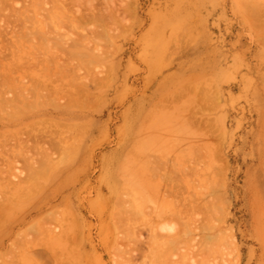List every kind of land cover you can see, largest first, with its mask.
Masks as SVG:
<instances>
[{"label":"rangeland","instance_id":"obj_1","mask_svg":"<svg viewBox=\"0 0 264 264\" xmlns=\"http://www.w3.org/2000/svg\"><path fill=\"white\" fill-rule=\"evenodd\" d=\"M89 1L98 5V11L111 2ZM127 1L130 13L118 25L100 18L79 19L76 25L72 14L64 16L66 12L62 15L59 8L61 16L56 18L63 17L64 22L54 19L56 13L51 14L54 20L46 18L49 13L43 10L45 18L52 19L51 26L46 25L49 33L48 27L45 36L40 32L31 37L28 31L31 40L42 37V47L41 40L35 44L37 49L31 40L26 46L17 44L22 53L33 56L28 52L35 49L38 59L47 61V67L52 65L47 74L53 80H45L46 68L41 65L46 67V62L38 67L34 53L33 60L31 55L30 60H24L27 55L22 60L26 65L31 60L38 64L35 73L43 70L42 75L37 73L44 76L38 78L40 89L37 78L32 84L27 76L20 83L23 87L26 82L29 90L28 86L37 87L30 90L37 96H26L21 103L14 91L19 84L14 89L12 84L1 85L3 91L13 90L0 103L1 109L8 105L0 111V167H9L6 172L0 168L1 218L8 217L0 223V264H126L131 260L153 264V254L161 264H260L264 0ZM44 3L42 7L56 8ZM4 16H0L2 29ZM38 25L32 29H40ZM8 49L5 54L14 52L13 58L21 61L24 54L15 49L18 58L15 50ZM8 55L1 58L10 61ZM67 57L75 70L69 69ZM60 58L62 68H67L61 75L70 88L65 87L66 92L76 91L70 97L62 90L64 84L57 88L56 80L61 79L53 77V70L61 71L56 64ZM151 58L158 59L152 76L147 64ZM18 64L29 71V64ZM42 86L49 88L39 95ZM23 89L19 94L26 93ZM47 90L57 95L51 97ZM14 95L15 101L7 99L14 100ZM32 130L41 137L42 131L61 138L67 135L68 143L59 140V146L70 152L61 150L58 142L59 149H53L56 146L45 142L50 134H45L41 145L52 149L43 152L39 144L41 153H37L30 145L34 138L30 146L23 141ZM21 139L30 157L23 159L26 155L20 151L24 157L14 163L4 154L11 155L17 148L19 153L22 141L20 146L15 142ZM6 158L13 162L10 166ZM193 206L198 210L193 211ZM72 233H77L76 240ZM58 235L63 242L55 239Z\"/></svg>","mask_w":264,"mask_h":264},{"label":"bare ground","instance_id":"obj_2","mask_svg":"<svg viewBox=\"0 0 264 264\" xmlns=\"http://www.w3.org/2000/svg\"><path fill=\"white\" fill-rule=\"evenodd\" d=\"M31 1H32V2H31ZM51 1H52V2H51ZM28 2H29V4H26V3H28ZM28 2H26L25 5H23V3H21V2H19V1H17V0H0V16H1V15L4 16V14H3L4 12H6L5 15L8 13L6 16H4V17H5V20H4V18H3V20H4L3 23L6 25V27H4V29H2L3 26H0V61H2V62L5 61L4 63L0 62V88L2 87L1 89H2V91H3V89H4L3 86H6L7 84H12L14 87H13L12 85H7V86H9V87L12 86V88L14 89V88L17 87V86H15V85H18V84H19V85H18V88H17V89H14V91H15V90L18 91L17 93H18L19 96H18L17 98H19L18 101L20 100L21 103H23V102L25 103V100H24L25 98H27V97L29 98V96H30V97L33 96V94L35 93L34 91H35L36 88L38 87L37 85H39V87H38L37 89H38V90L40 89V85H41V82H42L41 80H42V79L45 78V80H46V79L53 80V78H51V76L47 74V73L50 71V66H52V65L48 66V67H49V68H48V67H47V65H48V64H47V61H45V62H46V67L43 66V65H41V64H43L44 61L38 59L37 57H39V56L34 52V51H36V50H35V49H32L33 47H34V48L37 47L36 45L38 44V41L41 42V41L43 40V39L41 40L42 37H39V36H38V37H36V38H33V39H36L37 42H35L36 40L32 41L33 39L31 40L30 38L33 37V36H36V35L40 34V32H41V33L44 32V36H45L46 33H49V32H48V30H50V29H49V26H46V25H50V26H51L50 21H51L54 17H55V18H54L55 20H57V19L59 20L60 18L63 19V17L56 18L57 16H58V17L61 16L60 13H59V15H57V14H58L57 11H58L59 9H60L59 12H61L62 15L65 14V12H66V15H64V16H69L70 14H72L71 16H73L72 20H73L74 22H75L76 20H77V22H79V21H78L79 19H81V20H84V19H86V20H89V19H95V20H96V18H97V20H98V19L100 18V19H102V21H104L105 24H106V23H109V22H113V23H114V22H117L116 25H118V24H119V23L125 18L124 16L127 15V14H129V13H130V10H131V5L129 4V1H127V0H126V1H125V0H120V3L117 2V3H119V4H117L114 0H111V2L108 1L107 5H105V8H103V10H102V9H99V11L101 10L99 14H98V12H99V11H98V5L96 6L94 1L91 2V1H89V0H49V1H48V0H47V1H45V0H44V1H43V0H28ZM43 2H46V3H44V5H46L48 2H49L50 4L52 3V4L57 8V9L55 8L56 11H55V9H54V11H55V12H54V11H53V8H50V7H49L50 9L47 8V7H45V6L42 7L41 5H42ZM93 3H94V4H93ZM50 4H49V5H50ZM51 6H52V5H51ZM72 6H73V9L71 8ZM95 6H96V8H95ZM84 7H85V8H84ZM45 8H46V9H45ZM58 8H59V9H58ZM41 9H42V10H41ZM48 9H49V11H46V10H48ZM260 9H261V8H260ZM43 10H45V12H48V13H49V14L45 15L46 18H50L49 16H51V14H55V13H56V14H55L56 16L53 15L54 17L51 16L52 19H51V20H50V19L48 20V19H46L45 16L42 14V13H43ZM51 10H52L53 13H51ZM61 10H62L63 12H62ZM41 11H42V12H41ZM252 11H253V10H252ZM256 11L259 12V10H257V9H256ZM260 11L262 12V9H261ZM40 12H41V14L44 16V17H42V18H43L42 20L40 19L41 16H42V15H40ZM45 12H44V13H45ZM69 12H70V13H69ZM101 12H102V13H101ZM258 12H256V13L258 14ZM244 13H246V11H245ZM250 13H251V12H250ZM254 14H255V13H254ZM263 14H264V13H263ZM32 15H34V17H33ZM48 15H49V16H48ZM247 15H248V14H247ZM260 15H261V14H260ZM29 16H30V18H31L32 20L29 19ZM31 16L34 18V20H35L36 22L33 21V18H32ZM248 16H249V15H248ZM254 16H256V15H254ZM257 16H259V15H257ZM257 16H256V17H257ZM260 17H261V16H260ZM88 18H89V19H88ZM0 19H1V21H2V18H1V17H0ZM44 19L47 20V21H45V22H46L45 25L43 24V23H44ZM54 19H53V20H54ZM68 19L70 20L69 17H68ZM100 19H99V20H100ZM30 20H31V22H30ZM60 20H61V19H60ZM48 21H49V23H48ZM61 21L64 22V20H61ZM28 22H29V23H28ZM33 22H34V24H33ZM66 22H67V21L65 20V23H66ZM74 22H72V23H73V24H72L71 21H69V24L71 23L72 25H75V24L77 25V22H75V24H74ZM94 22H95V21H94ZM31 23H32L33 25H30ZM0 24H2V22H1ZM22 24H23L24 27L22 26ZM35 24H37V25L39 24L38 27H39L40 29H43V30L41 31L40 29H37V30H36V29H35V30L32 29V28H34L35 26H37V25H35ZM40 24L42 25V27L45 26V28H41V25H40ZM69 24H66V25H69ZM2 25H3V24H2ZM18 25H19V28H18ZM20 25H21V27H20ZM253 25H254V24H253ZM256 25H257V23H256ZM25 26H28L29 30H28V29L26 30V29H25ZM31 26H32V27H31ZM69 26H70V25H69ZM30 27H31V29H30ZM47 27H48V29H47V32L45 33V30H46ZM35 28H37V27H35ZM255 28H256V27H255ZM260 28H261V27H260ZM24 29H25V30H24ZM38 30H39V31H38ZM28 31H32V33L28 32ZM33 31H34V32H33ZM35 32H37V33H35ZM28 33H30L31 35L33 34V35H32L31 37H29V34H28ZM34 34H35V35H34ZM42 35H43V33H42ZM46 35H47V34H46ZM6 36H7V38H6ZM9 36H10V37H9ZM24 37H25V39L29 38V40H28V41L25 40V41H23V42H24V43H23L22 40H24ZM8 38H9V39H8ZM37 38H38V39H37ZM30 40H31V44L34 43V46H33V47H32V45L28 46V47H30V49L33 50V52H32V50L30 51V49H28V51H30V52H28V53H33V56H32L31 54L27 55V53H24V51H23V53H22V51L19 50V49H21V48H18V46L20 47V46L23 45V44H24L23 46H26L27 43L30 44ZM40 40H41V41H40ZM21 42H22V43H21ZM26 42H27V43H26ZM32 42H33V43H32ZM36 43H37V44H36ZM15 44H16V46H17V44H18L17 49H18L19 51L16 49V46L12 47V45H15ZM28 44H27V45H28ZM35 44H36V45H35ZM39 45H40V43H39ZM42 45H43V41H42V43H41V47H42ZM9 46H10L11 48H10ZM31 47H32V48H31ZM38 47H39V46H38ZM8 48H9V49H12L13 51L16 49L17 52H20V53L24 54V55H22L23 57H21L20 53H17L16 50H15V53H16L17 55H19L18 58L21 57V61L19 60L20 62H19V61L17 62V60H18V59H16L17 56H16L15 59L13 58V57H15V55L12 54V53H14V52H11V50H10L11 53H9V55H8V53L5 54V50H7ZM39 48H40V47H39ZM9 49H8V50H9ZM36 49H37V48H36ZM22 50H23V49H22ZM34 53L36 54V55H35V58H34ZM10 54H12L13 56H12V55L10 56ZM4 55H6V56L8 55V56L11 57V58L9 59L10 61H8V59L6 58V60L8 61V63L6 62L5 59H2V58L5 57ZM25 55H27V56H26V59H24V58H25ZM30 55L32 56V58H31L32 60H33V58H34L33 61L39 60V61H37L36 63L39 64V63L41 62V64H39L38 67H40V65H41V66L43 67V69L46 68V70H45L44 72H42L43 70H42V71L40 70L43 74L45 73V75H47L46 77H44V76H40V77H38L37 73H40V71L37 72V73H35L36 71H38V70L36 69V66H37L38 64H36V66H34L33 63H35V62H33L32 60L30 61L31 63L27 62V65H26L25 61H27L28 59L30 60V58H28ZM156 55H157V54H156ZM1 56H3V57L1 58ZM69 57H70V56H69ZM69 57H67V58H68V60H67L68 62H70V60H71V59H69ZM155 57H156V56H155ZM8 58H9V57H8ZM36 58H37V59H36ZM1 59H2V60H1ZM22 59H24L25 61L22 60ZM54 59H55V58H54ZM3 60H4V61H3ZM11 60H12V61H11ZM15 60H16V61H15ZM52 60H53V59H52ZM52 60H51L50 63H53ZM56 60H57V59H56ZM157 60H158V59H156V58H151V59L147 62L148 66H149L150 76H152V75H153L154 73H156V71L158 70V65H157V62H158V61H157ZM61 61H63V60H61V58H60V64L62 63ZM67 61H65V63H67V65L70 64V63L72 64V65L69 66V69H71V67H72V68H74L73 70H75L76 68H75V66L73 67V63H72V62L68 63ZM156 61H157V62H156ZM11 62H13V63L15 62V63H17V65H16L15 63H14V65H9V63H10V64H13V63H11ZM22 62H23V64H25V66H28V64H29V67H28V68H29V71H28V70H25V69H27V67H26L25 69H23L24 66L20 67V65H19L18 63H22ZM45 62H44V64H45ZM63 62H64V61H63ZM6 63H7V64H6ZM48 63H49V61H48ZM54 64H55V63H54ZM56 64H58V67L60 68L61 71L58 70L59 73H57V72H55V70H53L54 76H53V75H52V76L55 77L56 79H57V78H60V79H61V80H60L61 82L59 81L60 84H59L58 81L56 80L57 84L59 85V86H57V88L60 87V89H61V87H62L63 84H64V83L62 82V80H64L63 78L65 77V76H64V77H61V75L63 76V75H64L63 73L66 74V72H64V71L67 70V68H62L63 63H62L61 65H60L59 63H56ZM56 64H55V65H56ZM15 65H16V67H15ZM18 65H19V66H18ZM21 65H22V64H21ZM30 65L32 66V69L34 70V72H33V70L31 69ZM10 66H11V67H10ZM13 66H14L15 69H17L18 67L20 68V69H17V70H18V73L21 72L19 75H21V74L23 75V74H24L23 77H21L22 75H21V76H18V75H17V72H16L17 70L15 71V69L13 68ZM38 67H37V68H38ZM58 67L55 66V68H58ZM34 68L36 69V71H35ZM77 68H78V67H77ZM22 69H23V71H22ZM38 69H39V68H38ZM62 69H63V72H62ZM24 70H25V71H24ZM31 70H32V71H31ZM47 70H49V71H47ZM14 72L16 73V76H17V78L19 79L18 81H17V78H15V76H14V75H15ZM23 72H25V73H23ZM26 72H29V73L26 74ZM32 72L34 73V76H33V75H32V76L29 75V74H32ZM42 73H40L39 75H42ZM53 73H52V74H53ZM55 73L57 74V76H55V75H56ZM61 73H62V74H61ZM49 74H50V73H49ZM58 74H59V75H58ZM25 75H26V76H25ZM27 76H30L32 79H33V78H34V79L37 78V79H35V82H36L37 80L40 82V84H35V83H34V84L37 86L36 88H35L34 86H33V87H32V86H28V87H30V90H33V89L35 88V90L33 91L34 93H31L32 91H30L29 88H27V86L25 85L26 82H25V84L23 85V87H22V84L20 83V81H22V79L24 80V77L26 78ZM59 76H60V77H59ZM43 77H44V78H43ZM49 77H50V78H49ZM38 78H42V79L39 80ZM13 79H14V80H13ZM29 79H30V78H29ZM34 79H33V81H32V84H33V82H34ZM11 80L14 81V82H12ZM45 80L43 81L44 83H45L46 81H48V80H46V81H45ZM16 81L19 82V83H17ZM30 81H31V80H30ZM38 81H37V82H38ZM54 81H55V80H54ZM54 81H53V82H54ZM11 82H12V83H11ZM22 82H23V81H22ZM56 82H55V83H56ZM13 83H14V84H13ZM23 83H24V82H23ZM50 83H51V84H50ZM29 84L31 85V82H30ZM42 84H43V83H42ZM45 84H47V82H46ZM49 84H50L49 86L52 87V86H51V85H52V81L49 82ZM1 85H3V86H1ZM20 85H21V86H20ZM43 85H44V84H43ZM54 85L56 86V84H54ZM60 85H61V86H60ZM65 85H66V84H64V87L62 88V90H63L65 87L68 88V86H65ZM24 86H26V88L28 89L27 92H26V90H25L26 88H24ZM49 86H47V87L45 86V87H46V88H49ZM19 87H21L20 89H23V88H24V89H23V92L25 91V92H26L25 94H30V93H31V94H30V95H25V94L22 93V92L19 94V92L21 91V90L19 89ZM45 87L42 86L41 90H42L43 88L45 89ZM12 88H8V87H6V89L4 90L5 92L3 91V94H4L3 97H2V92L0 91V95H1L0 98H1V99H3V98L5 99V95L8 94L9 89H11L10 91H12V90H13ZM66 88H65L64 90H65V93H66V94L69 93V97L73 95V94L71 95V93H73V91L76 92L75 90H73L72 92H70V90H68L69 92H68V91L66 92V90H67ZM1 89H0V90H1ZM18 89H19V90H18ZM68 89H70V88H68ZM6 90H7V91H6ZM41 90H40V92H39V95H40L41 92H42V93H43V92H44V93L46 92V91H45L46 89H45L44 91H43V90L41 91ZM50 90H52V92H54L53 90H56V89L53 88V89H50ZM64 90H63V91H64ZM80 90H81V89H80ZM14 91H13V92H14ZM16 91H15V92H16ZM29 91H30V92H29ZM57 91H58V90H57ZM59 91H60V90H59ZM63 91H60V93L63 92ZM6 92H7V93H6ZM15 92H14V93H15ZM52 92H50V91L47 90V93H46V94H47V95H51L50 93H52ZM55 92H56V91H55ZM5 93H6V94H5ZM17 93H15V94H17ZM37 93H38V91H37ZM42 93H41V94H42ZM56 93L59 94V92H56ZM21 94H22V95H21ZM23 94H24V95H23ZM53 94H54V95H57V94H55V93H53ZM53 94H52V95H53ZM74 94H76V93H74ZM20 95H21V97H22L23 99L20 97ZM47 95L44 94V95H42V96H45V98H47V97H48ZM52 95H51V97H52ZM23 96H25V97H23ZM26 96H27V97H26ZM34 96H37V95L34 94ZM14 97H16V95L13 96V99H14V100H10L11 97H10V98H7V99H8L9 101H12V102H13V101H15V98H14ZM49 98H50V96H49ZM1 99H0V100H1ZM4 99H3L0 103H4ZM22 100H24V101L22 102ZM5 102L7 103V101H5ZM16 102H17V99H16ZM16 102H15V103H16ZM3 105H4V104H3ZM9 105H10V104H9ZM22 105H23V104H22ZM0 106H1V105H0ZM4 107H5V106H4ZM4 107H3V109H6V108L8 107V105H7L5 108H4ZM15 107H16V106H13L12 108H14V109L18 108V107H16V108H15ZM1 108H2V106H1ZM1 108H0V111L3 110V109H1ZM19 109L21 110V108H18V110H19ZM12 110H13V109H12ZM16 110H17V109H16ZM14 111H15V110H14ZM33 127H34V126H33ZM30 128H31V127H30ZM65 129H66V128H65ZM67 129H68V128H67ZM35 130H36V129H35ZM35 130H32V131L34 132ZM49 130H50V131H53V130H51L50 128L48 129V131H49ZM18 131H19V130H17L16 132H18ZM36 131H38V130H36ZM39 131H40V130H39ZM48 131H44L45 133L42 131L41 133H43L44 135H45V134L49 135L50 133H49V134L46 133V132H48ZM63 131H65V133H66L68 130L66 131V130L63 129ZM29 132H30V131H29ZM14 133H15V132H14ZM36 133H37V132H36ZM41 133H39V134H41ZM63 133H64V132H63ZM68 133H69V132H68ZM17 134H19V132H18V133H15V136H16ZM21 134L24 135L23 133H21ZM34 134H35V132H34V133H31V134L28 135V138L30 137V138H29V142H28V138H27V141H26V140H23V141H25L24 143H26V144L29 145V143H30V142L33 140V138H34V140H33L34 142H32V143L30 144V145H31V149L34 147L33 149L36 148V149H35L36 151H37V150L40 151L41 149H42L41 151H43V152L51 151L52 147L50 148L49 145H48V146H49L48 148H50L49 150H48V149L45 150V148L43 147V146H44L43 144H44L45 142H48V141H49L50 143L48 142V144H50L51 146H53V147L56 146V143L58 142L57 146H58L59 148H61V150H64V149H65L66 152L68 151V150H67L68 148H67V149H66V148H62V147H64L63 145H62V147L59 146V145H61V143L63 144V142H65L66 140H68V139H67V138H68L67 135H64V134H63V135H64L63 138H61V137H62V136H61L62 133H58V134H60L61 137L56 136L55 134H52V135H54V136L50 138L49 136H52L51 134H50L49 136H46V135H45V137H46L45 140H47V141L44 142V139H42V140L40 139V138L44 137V135H42V137H41L40 135L37 136V134H38V133H37V134H35L34 137H32V135H34ZM56 134H57V133H56ZM66 134H67V133H66ZM13 135H14V134H13ZM68 135L70 136V134H68ZM11 136H12V133H11L10 137H11ZM15 136H13V137H15ZM16 137L18 138V135H17ZM45 137H44V138H45ZM47 137H48V139H47ZM54 137H57V138H54ZM58 137H59V138H58ZM66 137H67V138H66ZM11 138H12V137H11ZM19 138H20V137H19ZM60 138H61V139H60ZM24 139H26V138H24ZM49 139H50V140H49ZM64 139H65V141H64ZM30 140H31V141H30ZM55 140H56V141H55ZM59 140H61V141H60L61 143L59 142ZM62 140H63V141H62ZM20 141H22V139L16 141L15 143L18 142V144H19ZM23 141L20 143L21 146H20V144H19V146H20L21 148H22V145H23V144H22ZM40 141H41L42 143L44 142V143L42 144L43 146L41 145V142H40ZM66 142H67V141H66ZM67 143H68V142H67ZM67 143H66V144H67ZM18 144H17V145H18ZM26 144H25V145H26ZM39 144L41 145L40 150L37 149V148H39V147H37ZM25 145H24V146H25ZM28 145H26V146L28 147ZM30 145H29V146H30ZM40 145H39V146H40ZM15 146H16V145H15ZM15 146H14V147H15ZM24 146H23V147H24ZM26 146H25V147H26ZM32 146H33V147H32ZM57 146H56V148H53V149H59ZM16 147H17V146H16ZM16 147H15V148H16ZM25 147L22 148L23 150H22V149H21V150L19 149V153L17 152V151H18V148H17V150L15 151L16 153L14 152V150H13V152L10 151V153H11L12 156L9 155V153H7V155H6V154H4V155H5V157L7 156V158L10 156V158H11L10 160L13 161V160H15V159H16V160H19V157H20V159H22V158L24 157V156H23V154H24V155H26V156H25V158H23V159L27 160L26 157H30V156H29L30 153H29L28 155L26 154V153H27L26 151H27L28 149L25 150V149H26ZM42 147H43V148H42ZM46 148H47V147H46ZM43 149H44L45 151H44ZM9 150H11V149H9ZM20 151H21V153H23V154H20ZM24 151H25V152H24ZM33 151H34V150H33ZM38 151H37V153H39ZM41 151H40V153H41ZM5 152H7V151L5 150ZM69 152H70V149H69V151H68L67 153H69ZM12 153H13V154H12ZM34 153H35V152H34ZM37 153H35V154H37ZM1 155H3V154H0V156H1ZM37 155H38V154H37ZM2 157H4V156H2ZM21 157H22V158H21ZM7 158H6L5 160L8 161L9 159H7ZM33 159H34V158H33ZM10 160H9V162H8V163H9L8 166H10L11 163H13V162H14V163L17 162V161H13V162H12V161H10ZM2 163H4V161H2ZM2 163H1V164H2ZM5 164H6V163H5ZM5 164H4V165H5ZM6 165H7V164H6ZM0 166L2 167V165H0ZM1 167H0V168H1ZM3 168H4V166H3ZM3 168H1V169H3ZM5 168L8 169L9 167H5ZM6 169H5V170L3 169V171L6 172ZM1 172H2V171H1ZM55 190H56V189H55ZM190 202H191V201H190ZM192 202H193V201H192ZM195 202H197V201L195 200ZM192 205H193V204H192ZM190 207L192 208V206H190ZM194 207H195V206H193V209H192V210H193V211H197L199 206H198V207L196 206L195 208H194ZM196 208H197V209H196ZM93 209H94V208H93ZM195 209H196V210H195ZM5 210H6V209H4L3 211H5ZM192 210H190V211H192ZM1 211H2V210H0V212H1ZM7 211H8V210H7ZM8 212H10V210H9ZM12 212H13V211H12ZM2 213H3V212L0 213V221H1L0 223H1V224L3 223V219H5L3 216H6V214H3V216H2L3 219H2V218H1ZM6 217H7V216H6ZM7 218H8V217H7ZM52 218H53V217H52ZM4 221H5V220H4ZM8 224H9V223H8ZM3 225H4V224H3ZM5 226H6V225H5ZM1 227H2V226H1ZM33 228H36V226H35V227L33 226ZM2 229H4V228L2 227ZM7 229H8V228H7ZM9 230H10V229H9ZM33 230H34V229H33ZM46 230H47V231H46L47 233H48V231H50V230H48V229H46ZM53 231H54V230H53ZM55 231H56V230H55ZM136 231H137V230H136ZM9 232H10V231H9ZM9 232H8V233H9ZM51 232H52V231H50L49 234H50ZM74 232H75V230H74ZM0 234H1V233H0ZM3 234H4V233H3ZM53 234H55V233H52L51 235H53ZM72 234H73V235H72ZM72 234H71L72 237H73L72 239H75V238L77 237V236H76L77 233H76V234L72 233ZM138 234H139V232H138ZM138 234H137V235H138ZM59 235L62 236V234H59ZM59 235H58V237L55 238V239H58V240L60 239L59 242H63V241H64V238H61V236H59ZM65 235H68V234H65ZM71 235H70V236H71ZM134 235H135V234H134ZM2 236H3V235H2ZM74 236H75V237H74ZM140 236H141V235H140ZM140 236L137 237V238L140 239V238L142 237V236H141V237H140ZM49 238H50L51 241H54L53 243H55V242L57 243V242H58V240L53 239V237H51V236H50ZM69 238H70V237H69ZM142 238H143V237H142ZM62 239H63V240H62ZM72 239L70 238V240L73 242ZM76 239H77V238H76ZM76 239H75V240H76ZM128 239H129V238H128ZM128 239H127V241H128ZM75 240H74V242H76ZM140 240H141V239H140ZM140 240L138 241L139 243L141 242ZM129 241H130V240H129ZM44 242H46V241H44ZM59 242H58V243H59ZM136 242H137V241H136ZM46 243H47V242H46ZM49 243H50V242H49ZM49 243H47V244H49ZM137 244H138V243H137ZM141 244H142V243H141ZM141 244H140V245H141ZM165 244H166V243H165ZM138 245H139V244H138ZM138 245H137V247H138ZM140 245H139V246H140ZM161 246L163 247V245H161ZM129 247H130V246H129ZM130 248H132V247H130ZM136 249H137V248H136ZM47 250H49V249H47ZM57 250H59V249H57ZM128 250H129V249H128ZM59 251H60V250H59ZM55 252H57V254H58V251H55ZM59 253H60V252H59ZM143 253H144V252H143ZM53 254H54V253H53ZM55 254H56V253H55ZM149 254H150V253H149ZM149 254H148V256L151 255V254H150V255H149ZM155 254H156V253H155ZM153 256H154V257H153ZM153 256H152L153 259L151 258L152 261H154V259H155V261L157 262V261H158V260H157V259H158L157 256L154 255V254H153ZM155 256H156V257H155ZM130 258H131V257H130ZM132 259H133V258H132ZM151 259H150V261H151ZM148 260H149V259H148ZM129 261H130V260H129ZM131 261H132V260H131ZM131 261H130V263L126 261V264H127V263H128V264H131V263L133 264V262H131ZM133 261H134V259H133ZM142 261H143V260H142ZM144 261H146V260H144ZM144 261H143V262H144ZM152 261H151V262H152ZM60 262H61V261H60ZM143 262H142V263H143ZM156 262H154V263L156 264ZM142 263H141V264H142ZM145 263H146V262H145ZM152 263H153V262H152ZM154 263H153V264H154ZM159 263H160V262H157V264H159ZM60 264H61V263H60ZM134 264H136V263H134ZM160 264H161V263H160Z\"/></svg>","mask_w":264,"mask_h":264},{"label":"crops","instance_id":"obj_3","mask_svg":"<svg viewBox=\"0 0 264 264\" xmlns=\"http://www.w3.org/2000/svg\"><path fill=\"white\" fill-rule=\"evenodd\" d=\"M258 236V234L256 233ZM259 242H260V254H259V263L264 264V237L260 235V238L258 236Z\"/></svg>","mask_w":264,"mask_h":264}]
</instances>
